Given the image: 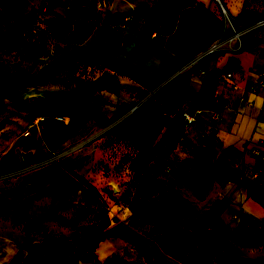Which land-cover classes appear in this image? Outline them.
<instances>
[{"label": "rangeland", "instance_id": "rangeland-1", "mask_svg": "<svg viewBox=\"0 0 264 264\" xmlns=\"http://www.w3.org/2000/svg\"><path fill=\"white\" fill-rule=\"evenodd\" d=\"M11 1L12 28L0 21V91L15 78L1 96L0 235L10 253H2L0 264H158L148 251L154 245L194 264L180 247L181 233L212 255L210 264H253L215 261L226 240L209 227L224 199L198 203L216 180L206 165L211 154L197 147L179 159L176 130L163 131L162 117L214 108L217 66L241 73L238 53L264 65V25L255 26L264 11L235 17L218 0L220 13L186 0L176 17L167 9L157 13L153 30L139 36L130 16L146 19L153 5L172 0H131L140 13L125 0ZM120 23L132 30L114 25ZM103 25L122 33L116 56L114 45L100 40ZM90 28L87 39H70L73 30L77 40ZM146 38L176 47L183 62L158 74V49ZM77 50L133 64L160 80L144 85ZM120 76L135 84V99L112 95ZM25 152H32L27 159ZM179 165L190 170L173 183L168 178ZM14 170L21 171L6 176Z\"/></svg>", "mask_w": 264, "mask_h": 264}, {"label": "crops", "instance_id": "crops-1", "mask_svg": "<svg viewBox=\"0 0 264 264\" xmlns=\"http://www.w3.org/2000/svg\"><path fill=\"white\" fill-rule=\"evenodd\" d=\"M125 1L140 13L139 5L132 3L131 0ZM197 1L214 13H220L216 1ZM219 2L225 12L235 17L257 16L264 11V0H219ZM128 21H135L133 31L142 36L145 25L144 17L137 19L130 16ZM114 25L122 30H132L131 24ZM147 41L158 49V74L169 72L183 62V57L179 53L156 45L150 39ZM236 56L242 70L241 73L234 72L239 88L233 90L231 85L222 79V73L229 69L225 68L226 64H219L217 67L222 73L215 86V91L219 90L217 105L214 108L195 110L183 108L198 119V123L187 134L183 145L177 143L179 136L183 133L184 125L180 115L181 109L171 116L164 114L165 116L162 117L164 121L162 123L165 124L163 131L169 125L175 128V150L179 151L177 152L179 159H183L187 153L195 151L197 147L208 148L211 154L209 164L206 165L212 170V176L214 175L216 180L214 178L212 188L206 194L204 201L198 203L205 206L211 198L222 196L224 199L222 209L216 211L214 231L226 242L216 253L215 261L222 262L225 259L237 258L253 264H264V202L256 195L259 191L247 194L248 185L252 183L247 177L255 167L261 168L258 184L260 192L264 194V128L262 127L264 124V87L257 86V75L259 71H264V65H260L256 58L247 51H242ZM162 57H165L166 61ZM116 82L118 84L117 94L114 93L113 96L121 93L128 100L135 99V84L125 80L122 76L118 77ZM122 106L115 107V110L120 112L126 108L125 104ZM143 109L144 111L149 110L147 106ZM103 111L108 114L112 113L110 108H104ZM258 140H263V145L260 147L261 154L255 155L252 150L256 147ZM189 170L188 167L179 165L172 169L168 179L173 183H180ZM3 243H7L6 248L2 247ZM8 244L9 241L0 235V260H2L3 252L7 256L10 253V244ZM148 251L152 260L158 264H184L173 255L166 253L159 245L149 247Z\"/></svg>", "mask_w": 264, "mask_h": 264}, {"label": "trees", "instance_id": "trees-1", "mask_svg": "<svg viewBox=\"0 0 264 264\" xmlns=\"http://www.w3.org/2000/svg\"><path fill=\"white\" fill-rule=\"evenodd\" d=\"M186 3V0H172L170 2V5L167 7H164L160 4H155L151 7L149 10L147 17L145 19V25H144V34H149L154 26L160 21V18L157 17V13L163 12L165 14L166 12L164 10H169L170 14L173 17H176L178 14V10ZM14 13V6L11 0H1L0 2V21H3L4 28H12V21L10 20V17ZM105 26V25H103ZM102 26V27H103ZM1 27V25H0ZM104 30L101 29L100 31V40L101 42H109L110 44L114 45L113 54L116 56L120 46L123 42V36L121 32H116L111 27H103ZM106 30V32H104ZM93 29H88L85 33H81L77 40H75L76 37V31L73 30L70 35V39L73 41H80L85 40L88 38V36L92 33ZM208 45V44H207ZM206 45V46H207ZM167 49H169L172 52L177 51L178 49L176 47H170L166 44L165 46ZM77 53H79L82 56H86L88 59H91V63L94 61L101 62L102 66H108L112 70L116 71L118 74L129 76L130 78L149 86L156 85L160 78H156L155 76L151 75L150 73L142 70L140 67L135 66L133 64H129L126 62H122L116 59H110L106 55L101 56H95L93 54H90L83 50H77ZM15 78L11 76L10 80H8L2 87L0 91V113H1V96L5 94L8 87L14 82ZM78 179H81V177H78ZM259 181V180H258ZM257 182H252L248 185V191L247 194H251L252 191L256 190L259 191L260 194L264 196L262 192H260V186ZM214 221L215 217L212 218V224L209 228L214 227ZM179 243H182L180 246L181 248H184L189 251L191 257V262L194 264H210V261L212 259V255L207 250H200L194 243L190 242V237L188 234L181 233L178 236Z\"/></svg>", "mask_w": 264, "mask_h": 264}, {"label": "built area", "instance_id": "built-area-1", "mask_svg": "<svg viewBox=\"0 0 264 264\" xmlns=\"http://www.w3.org/2000/svg\"><path fill=\"white\" fill-rule=\"evenodd\" d=\"M219 2V0H218ZM220 3V2H219ZM221 5V4H220ZM222 7V6H221ZM222 10L225 12V10L222 7ZM264 25V18L259 19L258 21L255 22V26H261ZM212 49L210 48L206 53L211 52ZM201 56V55H200ZM235 73L231 70H226L222 73V79L231 85L233 90H237L239 88L238 83L235 81ZM257 86L259 87H264V71H259L258 75H257ZM214 101L218 102L219 101V90L215 91L214 94ZM140 107V104H134L129 112H134L136 111L138 108ZM181 118L184 121V125H183V133L179 136L178 142L180 145H183L186 139L187 134L192 130V128L198 123V119L195 115H193L192 113L186 111V110H182L180 112ZM264 128V124L262 126ZM263 145V140H258L256 141V147L252 150L253 153L255 155H260L261 154V149L260 147ZM30 168V167H27ZM25 168V169H27ZM21 170H14L12 172H9L6 174V176H11L15 173L20 172ZM260 174H261V168L260 167H255L251 170V172L248 175V179L251 182H257L260 178Z\"/></svg>", "mask_w": 264, "mask_h": 264}, {"label": "water", "instance_id": "water-1", "mask_svg": "<svg viewBox=\"0 0 264 264\" xmlns=\"http://www.w3.org/2000/svg\"><path fill=\"white\" fill-rule=\"evenodd\" d=\"M199 57H200V55H198V56L196 57V59H198ZM34 98H35V96H31V97H30L31 100H33ZM31 153H32V152H25V153H23L22 156H23L24 159H27Z\"/></svg>", "mask_w": 264, "mask_h": 264}]
</instances>
